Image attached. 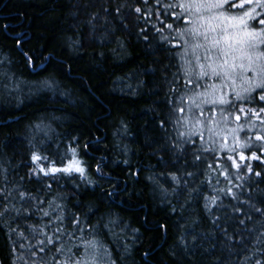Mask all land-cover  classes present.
<instances>
[{
    "label": "trees",
    "instance_id": "trees-1",
    "mask_svg": "<svg viewBox=\"0 0 264 264\" xmlns=\"http://www.w3.org/2000/svg\"><path fill=\"white\" fill-rule=\"evenodd\" d=\"M173 2L0 0V264H64L92 240L98 264H264V217L246 203L264 208V102L218 114L247 140L235 151L205 114L203 138L187 135L198 109ZM73 159L82 176L40 171Z\"/></svg>",
    "mask_w": 264,
    "mask_h": 264
},
{
    "label": "snow or ice",
    "instance_id": "snow-or-ice-1",
    "mask_svg": "<svg viewBox=\"0 0 264 264\" xmlns=\"http://www.w3.org/2000/svg\"><path fill=\"white\" fill-rule=\"evenodd\" d=\"M147 2L148 0H144L145 5ZM157 3H160V0H157ZM165 7L170 10L173 8L179 9V12L174 16V21L180 22L177 29L179 36L186 46L190 40L193 42L191 45L192 55L195 57L199 72L196 73V79L193 80L190 78L192 68H185V75L189 77L185 83L190 89L195 85L193 94L188 96L187 99L199 110L200 116L204 114L203 105L211 106L209 111L215 112L217 110L216 106L235 108L237 102L251 104L257 99L264 102V0H174L173 3L166 4ZM135 11L139 13L141 9L136 8ZM161 23L164 22L161 21ZM165 26L169 29L173 28V24H166ZM157 31H160V29H157ZM197 50H202L203 57ZM217 80L220 82L219 85L207 83V81ZM201 81H205V83L201 84ZM201 88H203V91H198ZM225 88H230L231 92H223ZM229 96L232 99H229ZM180 99H184V97ZM180 111L183 112L184 109L181 108ZM239 111L244 112L245 108L241 105ZM248 111L258 115L259 112H264V104L259 107V112L254 108H249ZM228 114L233 113L229 111ZM220 115L227 119L223 107L220 109ZM236 119L238 120L239 116ZM209 121L214 122L211 116ZM195 123L201 124L203 121L197 117ZM215 123L219 127V122ZM261 123H264V120ZM207 131L212 134L215 129L208 127ZM215 134L219 135V132ZM181 135L185 134L182 133ZM187 135L189 137L199 135L203 138L202 131L195 127ZM261 138L260 136L256 137V139ZM173 147L177 146L173 145ZM180 150L182 151V149ZM253 158H256L255 154ZM32 159L35 161L40 157L33 154ZM73 169L81 176L84 173V169L78 166V161L75 159L70 161L69 166L63 169L53 167L45 171L44 168H41L40 171L47 176L49 171L70 174ZM97 170L99 171V169ZM256 175L260 176V173H256ZM20 195L21 198L24 197V193ZM246 203H249L251 209L260 213L261 217H264V208L257 207L256 204L251 202ZM232 210L234 213L241 211L235 206ZM6 211H8L7 208L0 211V216H3ZM17 214L19 215V213ZM47 214L45 212V215ZM74 219L75 227L79 224V218ZM251 220L252 216L247 214L243 218H238L241 225H245L246 221ZM259 223L264 226V219L260 220ZM79 230L82 232L84 229L80 228ZM12 231H15V229H12ZM32 231L35 233V229H32ZM56 231L61 230L57 229ZM224 231L227 236V229ZM248 231L253 232L254 229L249 228ZM40 235L45 236V239H37L36 244L32 247L37 248L39 253H45V245H53L56 241L47 236L43 230H41ZM20 236L26 238L23 232L20 233ZM260 236H264V232H261ZM257 242H259V236H257ZM98 243L96 240L88 241L84 246L83 253H72L64 261V264H98L96 255ZM51 250V248L47 249V251ZM29 251H31V248H29ZM61 251H63L62 246L56 248L57 253ZM104 251L107 252V249L105 248ZM37 252H32V255L35 257ZM52 259L54 260L55 256ZM34 264H46V262L43 257H40L38 261H34ZM112 264H114V261ZM256 264H260V261H257Z\"/></svg>",
    "mask_w": 264,
    "mask_h": 264
},
{
    "label": "rangeland",
    "instance_id": "rangeland-1",
    "mask_svg": "<svg viewBox=\"0 0 264 264\" xmlns=\"http://www.w3.org/2000/svg\"><path fill=\"white\" fill-rule=\"evenodd\" d=\"M258 11H260L259 9H258ZM192 41L190 40L189 41V43H188V47L186 48V50H185V56H186V59H185V62H186V65H187V67H191L192 68V75L194 76V78H195V75H196V73H198L199 72V68L197 67V65H196V61H195V57L192 55V49H191V45H192ZM197 52L201 55V57H203V52H202V50H197ZM188 62H191L190 64L188 63ZM202 62H203V60H202ZM203 83H205V81H202L201 82V84H203ZM207 83H216L217 85H219V81L217 80V81H207ZM194 87H195V85H194ZM198 91H203V88H201V89H199ZM223 92H226V93H230L231 92V89L230 88H225V89H223ZM229 99H231V96H229ZM243 106V105H242ZM203 108H204V111H206L204 114L206 115V118H205V120H209V117L211 116L212 118H213V121H220L221 119H220V117L218 116V114L220 115V109H221V107H223V106H216V108H217V110L215 111V112H210L209 111V109H210V107L211 106H209V105H203L202 106ZM244 108H246L247 109V107L246 106H243ZM191 109V115L190 116H188V119H190V121H192V125L193 126H197V124L195 123V120H196V118L197 117H199L200 119H203L204 118V116H200V113L198 112V111H195V112H193L194 110L192 109V108H190ZM189 109V110H190ZM238 113H240V114H242L243 112H241V111H237ZM213 113H214V115H213ZM225 113H228V112H225ZM233 114L235 113V111L234 112H232ZM244 113H245V111H244ZM211 114V115H210ZM228 115V114H227ZM244 115V114H243ZM242 115V116H243ZM187 117V116H186ZM221 117H223V116H221ZM205 120H204V122H203V125H201V124H198V126H197V128L198 127H201L200 129H198V130H201L203 127H205L206 126V122H205ZM227 122H229V121H227ZM227 124L225 123V122H223V121H220V124H219V127H217V128H215V132H213L212 134H210V135H212V137H214L218 142H221V143H225V146H226V148H228V149H231L232 151H235V150H237L236 149V147L234 146V145H236V146H238V144H239V142H240V140H245V141H247L246 139H241L237 134H236V131H233V129L232 130H230V131H228V132H226L225 130H224V127L226 126ZM196 128V129H197ZM222 129V130H221ZM216 132H219V135H217V134H215ZM230 133V134H229ZM229 134V135H228ZM236 134V135H235ZM257 137V136H256ZM218 138V139H217ZM240 148V147H239ZM231 157L229 158V162H230V165H232V167H236L237 165H238V162H237V160H240V161H243V160H241V159H243V157L241 156V155H239V157H238V159L235 157V155H230ZM250 158H252V157H250Z\"/></svg>",
    "mask_w": 264,
    "mask_h": 264
}]
</instances>
